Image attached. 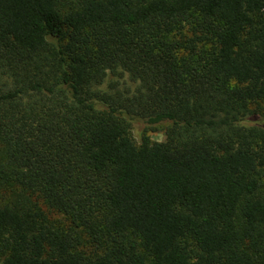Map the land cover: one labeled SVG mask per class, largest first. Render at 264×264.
<instances>
[{"label":"trees","instance_id":"obj_1","mask_svg":"<svg viewBox=\"0 0 264 264\" xmlns=\"http://www.w3.org/2000/svg\"><path fill=\"white\" fill-rule=\"evenodd\" d=\"M0 264H264V0H0Z\"/></svg>","mask_w":264,"mask_h":264},{"label":"rangeland","instance_id":"obj_2","mask_svg":"<svg viewBox=\"0 0 264 264\" xmlns=\"http://www.w3.org/2000/svg\"><path fill=\"white\" fill-rule=\"evenodd\" d=\"M125 79H126V81L129 84H131L132 86L134 85L133 83H131L129 81V78H128L127 74L125 75ZM165 127H166V124L159 125L157 128H155V130L149 132L150 137L152 139H154V140H162V139H164V129H165Z\"/></svg>","mask_w":264,"mask_h":264}]
</instances>
